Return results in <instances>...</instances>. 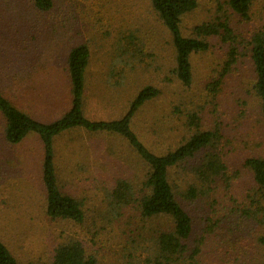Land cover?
<instances>
[{"label": "rangeland", "instance_id": "374dc122", "mask_svg": "<svg viewBox=\"0 0 264 264\" xmlns=\"http://www.w3.org/2000/svg\"><path fill=\"white\" fill-rule=\"evenodd\" d=\"M197 1V8L184 17V34L193 37L198 24L227 19L242 50L215 99L207 86L223 69L227 45L218 36L208 38L209 50L192 58L193 84L184 87L172 72L171 37L149 12L146 0H53L49 12H39L30 0H0V90L37 119H56L69 104V49L84 43L91 52L84 113L91 120L121 118L137 92L153 85L160 95L132 121L151 151L165 153L193 133L183 121L189 111L200 113L204 129L219 124L227 180H219L216 190L195 200L177 197L193 220L187 243L190 249L201 247L198 264H228L238 258V205L257 191L264 193L244 166L247 157H264V121L253 92L255 73L247 44L256 29L264 30V0L255 1L250 20L233 14L228 0ZM127 31L137 37L141 50L129 58L124 78L117 82L110 74L112 59ZM3 130L0 116V239L21 263L51 264L55 247L68 237L81 239L99 264H125L133 244L128 239L151 245L154 222L144 223L133 209L119 219L110 206L118 180L138 185L147 172L126 140L80 129L56 140L60 186L81 202L85 212V222L78 226L46 215L39 138L29 135L12 145ZM256 233L251 230L248 238H256Z\"/></svg>", "mask_w": 264, "mask_h": 264}, {"label": "trees", "instance_id": "16d2710c", "mask_svg": "<svg viewBox=\"0 0 264 264\" xmlns=\"http://www.w3.org/2000/svg\"><path fill=\"white\" fill-rule=\"evenodd\" d=\"M30 1L39 12H49L54 6L53 0ZM255 1L228 0L227 4L233 14L250 20ZM146 5L171 37L175 51V67L172 72L186 88H190L194 80L192 58L209 50L208 38L218 36L227 45V59L223 69L218 78L207 86L208 94L215 99L222 79L242 54L240 42L229 21L203 22L195 26V36H186L182 28L183 20L197 8V0H146ZM247 44L255 73L253 92L259 100L260 114L264 121V30L256 29ZM140 50L137 37L130 31L124 33L112 59L110 74L114 81L121 82L129 66V58H135ZM90 55V48L84 43L69 49L66 59L69 104L52 121L37 119L18 107L0 90V116L4 120L5 141L16 145L29 135L39 138L43 148L42 181L46 192V215L51 220L82 226L85 212L81 202L64 192L59 183L55 142L65 132L79 129L123 138L145 163L147 172L138 185L129 179L117 181L110 195L111 209L119 219L124 216L125 210L133 209L141 221L155 224L151 245L148 242L139 245L138 240L128 239L133 244L125 256V264H198L201 247L190 249L187 243L192 236L193 220L177 195H182L187 201L195 200L216 190L219 180H227V166L219 151L223 138L220 125L204 129L201 127L200 113L189 111L183 121L185 127L193 133L182 139L176 148L165 153L151 151L133 130L132 121L144 105L160 95V89L153 85H146L137 92L121 118L91 120L84 113ZM244 166L251 170L259 190H263L264 157H247ZM183 173L184 178H176L182 177ZM254 229L257 231L256 238H248ZM237 261L238 264H264L263 192L259 194L257 191L238 205V258L230 260L228 264ZM0 264H24L1 239ZM51 264H99V261L96 256L88 253L81 239L68 237L55 247Z\"/></svg>", "mask_w": 264, "mask_h": 264}]
</instances>
